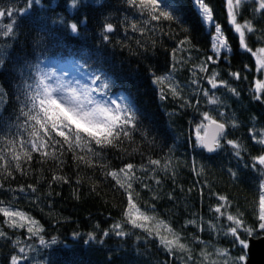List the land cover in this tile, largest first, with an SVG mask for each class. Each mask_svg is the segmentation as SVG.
<instances>
[{"label":"trees","instance_id":"trees-1","mask_svg":"<svg viewBox=\"0 0 264 264\" xmlns=\"http://www.w3.org/2000/svg\"><path fill=\"white\" fill-rule=\"evenodd\" d=\"M204 2L230 49L219 58L195 0H162L165 10L176 5L179 21H153L128 0H76L74 6L72 0H0V207L25 214L0 213V264H11L14 255L17 264H238L245 250L229 233L235 225L227 216L254 230L260 223L264 166L254 158L264 155L258 142L264 90L257 99L255 84L264 82V70L255 68L252 52L264 48V9L257 10L259 0H241L236 22L252 29L242 48L227 0ZM9 25L12 32L4 35ZM55 60L99 76L97 83L108 85L107 101L131 106L135 121L125 128L127 137L121 132L100 146L81 133L87 143L69 150L52 133L54 146L33 152L30 143L21 145L36 139L31 128L18 127L25 119L23 93ZM213 72L216 88L208 82ZM157 77L163 82H154ZM205 113L226 129L212 153L197 139ZM129 194L139 213L167 225L186 249L170 253L155 234L129 223ZM12 220L23 227L10 226ZM239 235L248 238L243 230Z\"/></svg>","mask_w":264,"mask_h":264},{"label":"snow or ice","instance_id":"snow-or-ice-1","mask_svg":"<svg viewBox=\"0 0 264 264\" xmlns=\"http://www.w3.org/2000/svg\"><path fill=\"white\" fill-rule=\"evenodd\" d=\"M73 6L76 3V0H72ZM130 6L137 8L141 13H147L153 21H179L180 17L175 15L176 5L169 4L167 6V10L162 7V0H128ZM197 4L198 11L201 15L202 20L205 22L206 27L215 26V34L212 37V51L219 56L220 51L222 49H229L227 41L223 35L221 26L216 23L213 19V13L210 7L204 2V0H195ZM228 3V16L229 23L234 26V30L236 33H239V39L242 48H247L245 43V33L243 31L244 28H248V31L251 32L252 29L249 23L245 25H240L236 22V16L238 13V8L240 6L241 0H227ZM264 9V0H259V8L257 10ZM21 13L27 11L26 8L19 9ZM7 14L11 16L13 14V10L9 9ZM5 15L4 10H0V17ZM135 28V25H133ZM71 30L73 32L77 31V25L72 24ZM112 25L107 24L105 26V31H112ZM12 32V26H8V31L4 33V35H8ZM107 39V37H105ZM184 43V42H181ZM250 51V49H249ZM264 53V48L259 50ZM256 55V53H253ZM208 60H212V57L209 56ZM215 63V61H213ZM258 70L264 69V58L257 60ZM201 71H207V64L205 63L201 68ZM195 75V73H193ZM232 75L239 78V74L233 73ZM217 74L213 72V75L209 78V84H211L212 88L217 87L216 82ZM96 79H100L99 76H96ZM154 82H163L162 77H157ZM196 83L195 80L192 81ZM220 83L224 84L226 82L221 81ZM108 85L106 83L102 84L100 89H91V88H83L77 89L75 87H71L65 84H58L53 87L51 84L45 82V78L41 77L39 82L36 84L35 88L31 85L27 86V89L23 93L24 100L21 102L22 107L20 110V115L25 117L24 121L18 125L23 130H27L31 128L32 131L29 133V136L36 139H30L28 141L21 140V145L24 143H30L31 149L33 152L39 151L48 147L49 142L53 144H58L59 141H55L52 133H55V136L62 137L64 144L68 145L69 150L72 149L75 144L76 147H79L81 142L83 141V137L81 133L85 134V136L92 138L97 145L104 146L105 144H112L113 139H119L121 132H123L124 136H128V131L125 130L127 126L134 125L135 114L130 105L122 106L121 104H117L115 100H112L110 103L115 105V107H110L108 103H104L101 100H97L93 96L94 91L103 92V89ZM235 92L234 89H231ZM261 90H264V82L258 81L256 84V98L259 99V93ZM2 88H0V92H2ZM175 92V90H174ZM163 98V96L161 97ZM205 119H209L208 114H204ZM34 122V123H33ZM211 124L216 125L215 130L212 135V144L218 145V141L216 139L217 135L224 134V124H216L215 120H210ZM38 126V129L37 127ZM66 130V131H65ZM41 133L43 135H41ZM208 131L205 128V137H207ZM205 137H200L199 133H197L198 142H203ZM37 140L39 143H37ZM85 144L87 141H83ZM259 143L264 144V140L258 141ZM234 148H239V146L234 141H228ZM208 147L209 151L214 150L210 145H205ZM89 151L91 149L89 148ZM239 154V151H237ZM24 155L28 156L31 159V155L28 152H25ZM45 155H49V153H45ZM99 155V153H97ZM0 159H3L0 156ZM15 159L19 160L20 157L16 156ZM83 160V157H80ZM254 160L261 166H264V155L259 157H255ZM152 164H158L159 162L156 160L151 161ZM16 167L19 169L20 165L17 164ZM128 170L133 169L132 164L126 165ZM123 172L124 169H121ZM10 174V173H9ZM113 178H116V173H111ZM54 180L62 179V177H53ZM65 182L67 180L65 179ZM119 183V181H117ZM31 187V186H30ZM131 187V184L128 185ZM23 191V189H21ZM220 200H224V197H219ZM129 208H136V205L133 203L131 194H129L128 199ZM259 216L258 220L260 223L258 224L257 229L247 228L243 225V221L235 216L228 215L227 219L231 221L235 226L229 228V233L235 237L236 242L244 249V254L238 257V264H247V250L250 248L251 237L257 231H264V184L261 185V195L259 200ZM217 213H220V207L215 209ZM139 213V210L137 209ZM0 213L3 214L5 218L12 217H20L21 219L25 218V214L19 211H11L4 207H0ZM128 215V213H126ZM148 220L149 217L143 215V213H139V215L132 216L129 220L134 227H145V225L138 224V219ZM8 222V220H6ZM35 223V221H32ZM10 226L13 227H23L22 224H17L15 220H12ZM116 227H119L117 225ZM165 229L168 232H172L170 228L165 225ZM149 231L151 235L152 229H146ZM243 230L247 233V239H241L239 232ZM27 231L33 235L37 233L33 231L32 227H28ZM118 235H123V233H117ZM3 232H0V236H4ZM157 237L160 239V243L169 250L173 248H178L180 250H185L186 245L180 243L179 235L173 233V238L169 239L167 236H160L159 231L156 232ZM55 241L53 240V243ZM41 244H44L45 241L43 239L40 240ZM21 252L24 251L23 248L20 249ZM18 257L12 256L11 264H17Z\"/></svg>","mask_w":264,"mask_h":264},{"label":"rangeland","instance_id":"rangeland-1","mask_svg":"<svg viewBox=\"0 0 264 264\" xmlns=\"http://www.w3.org/2000/svg\"><path fill=\"white\" fill-rule=\"evenodd\" d=\"M233 2L235 3V0H233ZM240 25H245V24L242 23ZM206 29L211 30V35L213 37V35L215 34V26L213 25L210 28L206 27ZM246 29L247 28L243 29L244 33ZM237 34L239 35V33ZM212 37H211V42L213 44ZM259 50L260 49H255L254 52H252V54L256 53V55H254L256 65H257L258 59L264 58V53L260 52ZM223 51L228 52V49H222L220 51L219 56H217L216 53H214L216 58H219L221 55V52ZM80 67H81L80 65L74 67V65L69 63V61L61 62V63H59L56 60L51 61L50 66H48V69L44 73L45 82L51 84L53 87L57 86L58 84H65L71 87H75L77 89H83V88L100 89L102 83L100 82L97 83V79L95 76H92V73H90L89 71H84L82 70L83 68H80ZM255 68L257 69L258 65ZM263 70L264 69H260V71H263ZM93 96L97 100H101L104 103H108L110 107H115V105L110 103L111 101H107L105 99L104 92L94 91ZM206 121H209V119H206ZM205 122L202 123L199 128L197 127L198 130L200 131L198 132L199 136H202L203 133H205V130H204ZM262 138L264 140V132L262 133ZM262 179L263 181L261 182V185L264 184V176L262 177ZM259 211H260V208H259ZM129 213H130L129 218H131L132 216L139 215L136 208L130 209ZM137 223L145 225V227H141L142 229H152V233L155 235H156V232L159 231L160 236H167L169 239L173 238L170 232L166 231L165 226L161 225V223L159 222L156 223L152 221L150 217L148 220H144L142 218L138 219Z\"/></svg>","mask_w":264,"mask_h":264},{"label":"water","instance_id":"water-1","mask_svg":"<svg viewBox=\"0 0 264 264\" xmlns=\"http://www.w3.org/2000/svg\"><path fill=\"white\" fill-rule=\"evenodd\" d=\"M216 124H221L219 123L218 120H215ZM216 125L211 124L210 122H206L204 126L207 128L208 135L205 137V133H203L202 136L200 137H205L204 141L201 142V146L205 151H209L208 147L205 145H210L214 150L209 151L210 153L215 151V148L217 145L212 144V135L215 130ZM224 132H226V129L224 128ZM222 135H217L216 139L218 141L219 137ZM247 264H264V234L258 237H251V244L250 248L247 250Z\"/></svg>","mask_w":264,"mask_h":264}]
</instances>
